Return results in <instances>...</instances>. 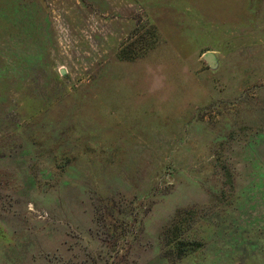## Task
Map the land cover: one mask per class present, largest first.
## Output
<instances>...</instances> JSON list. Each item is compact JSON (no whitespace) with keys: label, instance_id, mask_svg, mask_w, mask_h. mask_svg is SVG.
Returning a JSON list of instances; mask_svg holds the SVG:
<instances>
[{"label":"rangeland","instance_id":"obj_1","mask_svg":"<svg viewBox=\"0 0 264 264\" xmlns=\"http://www.w3.org/2000/svg\"><path fill=\"white\" fill-rule=\"evenodd\" d=\"M0 264H264V0H0Z\"/></svg>","mask_w":264,"mask_h":264},{"label":"water","instance_id":"obj_2","mask_svg":"<svg viewBox=\"0 0 264 264\" xmlns=\"http://www.w3.org/2000/svg\"><path fill=\"white\" fill-rule=\"evenodd\" d=\"M202 58L204 61L207 62V64L210 66V68H215L217 66V60L213 52H205L202 55ZM64 73V70L61 71V74Z\"/></svg>","mask_w":264,"mask_h":264}]
</instances>
